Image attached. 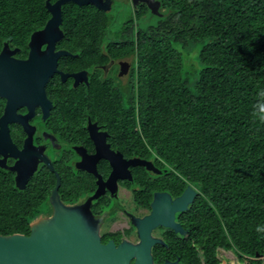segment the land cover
Here are the masks:
<instances>
[{"label": "trees", "instance_id": "obj_1", "mask_svg": "<svg viewBox=\"0 0 264 264\" xmlns=\"http://www.w3.org/2000/svg\"><path fill=\"white\" fill-rule=\"evenodd\" d=\"M46 1L0 0L5 38L23 47L48 20ZM158 1L167 16L150 18L137 48L125 44L140 67L143 138L208 198L197 205L213 240L207 264L231 263L217 259L221 247L243 263L261 264L264 0ZM112 25L94 6L64 7V28L84 30L85 41L96 28L103 39ZM40 204L33 202V180L20 190L0 172V235H29L30 223L43 214Z\"/></svg>", "mask_w": 264, "mask_h": 264}, {"label": "flooded vegetation", "instance_id": "obj_2", "mask_svg": "<svg viewBox=\"0 0 264 264\" xmlns=\"http://www.w3.org/2000/svg\"><path fill=\"white\" fill-rule=\"evenodd\" d=\"M144 7L148 10L144 3L135 4L133 0L116 2L106 13L111 19L128 9L132 13L123 29L112 35L108 31L101 39V31L96 28L89 32L94 36L86 41L84 30L64 28L62 14L63 36L50 56V42L37 39L40 46L33 62V91L28 93L27 102L24 106L11 105L15 117L25 119L26 126L9 122L4 128L17 151H23L27 141L33 150L30 181L33 202L39 200L42 215H51V198L56 191L65 206L90 212L103 245L139 244L143 222L154 209L170 212L191 188L195 196L187 210H172L174 223L184 232L164 226L153 228L151 236L160 242L152 247V257L155 264H207L213 257V240L204 230L197 205L208 198L198 185L158 157L152 144L143 138L140 67L137 54H131L125 44L132 42L137 48L139 33L148 34L144 28L151 16L149 10L147 15L142 14ZM47 12L48 22L52 14ZM160 12L166 15L162 3ZM46 23L29 34L23 47L6 39L4 29H0V54L8 44L11 51L17 50L15 59L27 60L31 36ZM53 53L62 54L44 84L45 67L53 62ZM38 85L44 87L41 98ZM7 104L8 100L0 97V120ZM18 160L6 155L7 168H0V172L9 173L15 181L17 173L9 168ZM227 254L222 247L216 249L221 262L230 261L223 257Z\"/></svg>", "mask_w": 264, "mask_h": 264}, {"label": "water", "instance_id": "obj_3", "mask_svg": "<svg viewBox=\"0 0 264 264\" xmlns=\"http://www.w3.org/2000/svg\"><path fill=\"white\" fill-rule=\"evenodd\" d=\"M116 2L122 3L123 0H58L55 4L47 0L46 9L51 12L52 17L42 30L31 36L28 59L25 61L15 59L13 56L17 50L11 51L8 44L0 54V97L8 100L5 114L0 120L2 125L0 155L4 158L0 160V168H7L6 155L19 159L14 166L9 168L11 172L17 173L15 183L18 189L25 190L33 176V150L28 148L27 141L23 151H17L4 126L9 122H20L26 126L25 119L21 116L15 117L11 105L24 106L28 93L33 91H30L33 85V62L38 53L37 47L40 46L37 39L40 37L44 42H50L47 50V55L50 56L54 52L55 44L63 36L60 26L64 6L70 3L80 7L91 5L98 11L107 13ZM133 2L135 4L144 3L150 11V18L167 16V14H161V2L158 0H133ZM53 54V62L45 67L47 72L43 77V83L56 68L57 58L62 53ZM43 88L42 85H38L40 98L44 91ZM194 196L195 192L188 188L177 200L175 209L172 210L176 212L187 210ZM51 207L50 216L41 215L30 223L29 235H0V264H155L152 247L160 240L151 236V230L164 226L176 232H184L179 225L174 223V211L165 212L160 207H156L152 215L143 222L139 244L132 245L125 242L115 246L113 242H109L103 245L99 228L91 222L90 212L78 206H65L61 203L56 191L51 198ZM133 259L135 260L132 263ZM165 264L171 263L166 262ZM261 264H264V260Z\"/></svg>", "mask_w": 264, "mask_h": 264}, {"label": "rangeland", "instance_id": "obj_4", "mask_svg": "<svg viewBox=\"0 0 264 264\" xmlns=\"http://www.w3.org/2000/svg\"><path fill=\"white\" fill-rule=\"evenodd\" d=\"M131 15H132V13H131V11L129 9L125 10V12H122L121 14H119V12H118V15H116V16L114 15V18L112 19V21H113V25L112 26L113 27L110 29L109 35H112V33L115 32V31L120 32L123 29V27L125 26V23L127 22V20L129 19V17ZM149 24L150 23L146 24V26H148ZM186 49L187 50H192V47L188 45V46H186ZM193 55H195V54L194 53L191 54V56H193ZM186 61L189 63L190 59L187 58ZM223 257L228 258L231 261L232 264H244L235 255L232 256L231 254L230 255L227 254V255H225ZM263 260H264V258H263Z\"/></svg>", "mask_w": 264, "mask_h": 264}, {"label": "built area", "instance_id": "obj_5", "mask_svg": "<svg viewBox=\"0 0 264 264\" xmlns=\"http://www.w3.org/2000/svg\"><path fill=\"white\" fill-rule=\"evenodd\" d=\"M244 264H247V263H244Z\"/></svg>", "mask_w": 264, "mask_h": 264}, {"label": "clouds", "instance_id": "obj_6", "mask_svg": "<svg viewBox=\"0 0 264 264\" xmlns=\"http://www.w3.org/2000/svg\"><path fill=\"white\" fill-rule=\"evenodd\" d=\"M263 259V258H262Z\"/></svg>", "mask_w": 264, "mask_h": 264}]
</instances>
